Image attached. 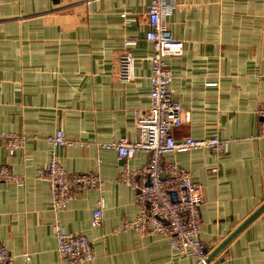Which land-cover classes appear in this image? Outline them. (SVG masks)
I'll use <instances>...</instances> for the list:
<instances>
[{
	"label": "crops",
	"instance_id": "crops-1",
	"mask_svg": "<svg viewBox=\"0 0 264 264\" xmlns=\"http://www.w3.org/2000/svg\"><path fill=\"white\" fill-rule=\"evenodd\" d=\"M175 1L168 25L183 50L166 60L173 97L190 111L175 139L230 140L226 153L198 148L165 156L202 185L199 237L212 251L264 202V141L253 138L256 109L264 104V0ZM149 2L2 0L0 133L25 141L9 155L0 137V162L23 177L0 183V242L17 264H67L56 250L53 223L91 240L94 258L82 264H199L175 253L167 236L118 229L138 214L134 189L117 181L120 168L142 167L148 153L125 161L97 146L137 138L134 111L149 104ZM126 38L136 40V77L123 83L116 71ZM58 129L89 143L55 147L62 166L96 172L103 184L54 210L49 184L35 172L47 163V137ZM99 197L101 223L92 227ZM213 260L264 264V209Z\"/></svg>",
	"mask_w": 264,
	"mask_h": 264
},
{
	"label": "built area",
	"instance_id": "built-area-1",
	"mask_svg": "<svg viewBox=\"0 0 264 264\" xmlns=\"http://www.w3.org/2000/svg\"><path fill=\"white\" fill-rule=\"evenodd\" d=\"M176 5L175 0H150L146 7L149 28L145 39L151 44L153 52L149 58V104L145 109L134 111L137 138L134 141L120 138L108 143L99 142L97 146L114 149L118 157L125 161L136 151L148 153V160L142 167L130 169L124 164L120 168L117 181L134 189L138 214L131 220L123 221L118 229L167 236L175 253L194 256L199 264H218L214 260H206L211 248L199 237L200 207L204 204L202 185L192 179L186 168L165 157L172 152L198 148L226 153L230 142L219 137L175 139L174 131L190 118V111L183 109L173 97L170 88L173 73L166 60L179 56L183 50V42L173 36L168 25V17ZM135 44L134 38L124 39L123 50L118 56L116 75L123 83L136 77V56L132 50ZM256 115L259 125L253 138L264 141V104L257 107ZM0 137L9 155H13L25 141L22 135L11 132L0 133ZM47 141L52 147L49 159L44 166L36 169L35 176L48 182L54 210L65 207L81 191L102 187L99 174L92 171L68 172L54 151L58 146L88 145V142L70 137L61 129L49 135ZM22 180L23 177L8 164L0 162V183H20ZM101 203L102 197H99L90 218L92 227L101 223ZM52 229L56 250L67 264H82L94 258L91 240L84 233L65 231L59 223H53ZM23 256L28 259L29 253L24 252ZM0 264H17L15 256L1 242Z\"/></svg>",
	"mask_w": 264,
	"mask_h": 264
},
{
	"label": "water",
	"instance_id": "water-1",
	"mask_svg": "<svg viewBox=\"0 0 264 264\" xmlns=\"http://www.w3.org/2000/svg\"><path fill=\"white\" fill-rule=\"evenodd\" d=\"M264 209V202L249 216L247 217L232 233H230L222 242H220L208 255L207 261L213 259L224 247L225 245L240 231L242 230L250 221H252L262 210ZM203 264V263H200Z\"/></svg>",
	"mask_w": 264,
	"mask_h": 264
},
{
	"label": "rangeland",
	"instance_id": "rangeland-1",
	"mask_svg": "<svg viewBox=\"0 0 264 264\" xmlns=\"http://www.w3.org/2000/svg\"><path fill=\"white\" fill-rule=\"evenodd\" d=\"M211 260H213V259H211Z\"/></svg>",
	"mask_w": 264,
	"mask_h": 264
}]
</instances>
